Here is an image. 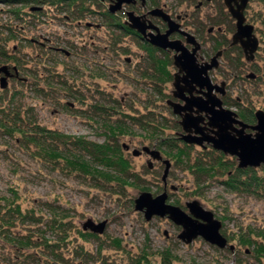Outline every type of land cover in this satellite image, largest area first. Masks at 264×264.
<instances>
[{
  "label": "rangeland",
  "instance_id": "1",
  "mask_svg": "<svg viewBox=\"0 0 264 264\" xmlns=\"http://www.w3.org/2000/svg\"><path fill=\"white\" fill-rule=\"evenodd\" d=\"M197 1L156 0L157 6H163L173 17L187 14L182 26L201 43L199 53L202 61H209L215 53L216 42L225 38L227 40L222 47L228 48L235 26L222 0L205 3L195 10ZM262 2L249 0L245 10L247 22L254 26L259 41L253 63L247 64L243 59L241 69L236 70V50L232 48L229 54L219 58L218 67L209 71L213 83H226L224 98L229 104L225 107L236 113V101H241L244 107L251 106L254 111L264 110ZM81 5L86 10L78 20L73 18L74 11H56L51 7L32 21L26 20L29 19L26 14L23 21H19L8 13L10 6L0 3V31L1 25L8 24L19 37H23L4 45L8 54L21 61L19 77L8 81L7 92L22 91L25 97L19 104L29 108L37 124L55 132L102 142L106 134L103 122L108 120L106 117L112 116L111 120L117 118L129 125L151 118L157 122L159 137L169 136L178 140L177 135L181 132L179 117L173 115L166 105L171 94V81L161 82L136 36L121 35V40L117 41L115 35L118 33L113 32V35L107 26H102L104 17L100 11L107 9V1H101L100 6L93 0H78L75 8ZM149 8L147 6L146 9ZM22 9L23 13L29 11L27 7ZM141 11L146 10L136 8L137 13ZM119 17H125L123 11ZM94 24L100 27L96 28ZM209 26L215 29L208 33ZM217 27L221 31H217ZM61 48L69 51V56L59 53ZM169 68L174 72L173 66ZM255 68L257 81H252L247 74L254 73ZM48 71L60 77L56 79V76L54 80L65 82L70 90L65 91V86L62 89L70 94L53 93L43 97L30 90L35 80L49 78ZM42 84L40 82L39 85L44 87ZM53 87L60 88L55 83ZM96 104L105 109L103 115L95 111L93 106ZM121 112L138 119L126 118ZM150 136L147 130L134 126L131 134L118 138V143L129 144L130 150L123 152L130 163L131 173L140 175L143 185L148 186V191L155 196L163 190L160 177L164 165L155 161L154 170H149L148 155L133 156L130 153L144 145L155 146L156 142H150ZM50 144L59 146L56 142ZM211 149L210 146L202 149L191 145L190 158L201 157L202 151L210 154L208 150ZM38 153L34 145L24 147L0 131V199H13L23 214L28 212L36 219L34 224L17 219L10 229L12 237L29 238L32 248L18 247L0 235V264H132L142 254L150 264H162L161 252L165 250L170 253V264H259L253 257L252 247L239 244V238H255L254 232L264 231V192L232 191L223 184V177H201L186 168V163L176 164L170 159L172 165L167 178L169 201L187 210L184 206L187 201L198 200L204 209L220 220L221 233L235 248L231 251L228 247L219 249L201 237L185 244L177 239L180 228L171 221L158 217L146 221L143 213L134 209L133 200L140 192L136 186H123L114 179L70 172L63 160L49 159L43 154L38 156ZM93 164L103 172L111 171L103 165ZM256 172L264 177L263 171ZM169 185H174L176 190L169 189ZM4 203L0 200L2 212ZM53 217L61 219L64 231L69 234L65 244L49 250L42 243L58 242L60 235L59 228L54 231L49 228ZM88 218L95 222L105 220L106 227L98 238L83 240L77 231ZM78 250L84 254L80 255Z\"/></svg>",
  "mask_w": 264,
  "mask_h": 264
},
{
  "label": "trees",
  "instance_id": "2",
  "mask_svg": "<svg viewBox=\"0 0 264 264\" xmlns=\"http://www.w3.org/2000/svg\"><path fill=\"white\" fill-rule=\"evenodd\" d=\"M93 1L97 5L101 4L100 0ZM0 3L10 6V8L7 10L8 13L13 17V19L19 21H23L24 14H26L29 18L26 20L32 21L35 19V17L38 18V16L40 17L41 15H44L46 9L51 7L56 11H74L75 16L72 17L75 18V20H78V16L82 17V11L86 10L84 9V5L79 6L77 9L75 8V4L78 3V0H0ZM262 3L264 5V0ZM151 4L155 5L157 3L154 0H148L146 6ZM22 7H27L29 11H25L23 13ZM71 7H73L72 10L70 9ZM100 14L104 17L102 20V26H107L113 35H115L113 32L118 33L115 35L117 41L121 40L119 37L121 35H124L125 37L130 35L136 36L134 31L121 23L119 13L110 14L107 10H102L100 11ZM18 24L20 23H17V25ZM1 28L2 30L0 31V38L2 43L0 45V65H6L7 63L12 64L16 66L19 73V66L21 63L20 59L15 55L8 54V50L4 45L11 40L23 39V37H19V35H17L13 31L12 27L8 24L5 26L1 25ZM4 34H6V36H4ZM226 40L227 39L223 38V41L221 40V42H218V46L215 48L224 46V42ZM137 41L141 40L139 39ZM139 44L146 51L148 60H151L156 74H158V77L160 80H162L161 82H169L172 79L169 69V66H171V58L169 53L157 49L148 43H144L143 41H141ZM232 48L233 50H236V56L234 58L236 62L234 67L236 70H240L241 63L244 62L243 54L239 46H230L229 44L228 48L223 51V55H226L227 53L229 54L230 49ZM67 52L68 55L62 52L59 53L69 56L70 53L69 51ZM157 53H159V55H156ZM48 73L49 78L46 77L44 81L35 80L33 85L30 87V90L32 89L36 96L46 97L53 93H58L60 95L63 94V96L70 94L69 92H65L66 90H70L65 82L53 79L56 76V79L60 78L58 75H56V73H52L51 71H48ZM238 73L240 72L238 71ZM253 74L254 77L252 78V81H257V68L254 69ZM52 79L53 81H49ZM40 82L41 84L43 83L42 85H44L45 88L39 85ZM21 83H23V81H21ZM53 83L58 84V87L60 88L53 87ZM63 86H65V91L62 89ZM10 93H8L6 89L0 90V131H2V134L8 135L11 138L17 140L24 147L28 148L31 145H34L39 152L38 156L43 154L49 159L55 158L63 160L66 168L70 170V172H76L77 174L84 176L89 175L91 177H100L105 180L114 179L123 186H136L140 191L149 190L148 186L143 185L144 183L142 181L144 180L140 175L131 173L130 163L123 152V143H118L119 137L131 134L133 127L139 126L141 129L145 131L147 130L149 133H151V136L148 137L150 142H156L154 147L158 149L164 155V157L168 158L170 162L171 160H174L176 164H183L184 162L186 163V168L195 174L200 175L201 177L211 178L221 176L223 177V184L232 191H243L253 194L264 192V177H260L256 172L257 170L264 172V166L239 168L237 166L235 157L224 155L222 152L216 151L214 149L208 150L210 154L202 151L203 153L201 152L200 154L201 157L191 160V145L182 142L179 138L177 140L176 138H170L169 136L159 137L157 134V122H154V120L151 118V120L149 118L137 120L138 118H135L129 113L121 112L124 117L137 120L136 122H132V125H129L117 118L111 120L112 116L106 117L108 120L103 121L104 129L106 130L105 139L102 142H97L87 140L84 137L63 134L41 127L39 124H37L35 117L29 113V108L27 109L26 106L22 105L21 103L19 104L22 98L25 97L22 91L14 90ZM224 104H229L225 98ZM235 105H237V114L242 121L246 123H254V110L251 108V106L244 107V105L241 104V101H236ZM93 107L95 108L96 112H99L100 115L105 113V109L102 105L96 104ZM176 126L179 128L177 123ZM51 142H56L59 144V146H52L50 144ZM93 163H95V165L98 164L105 166L107 169L111 170L109 171L111 174L96 169ZM153 170L154 169H152V171ZM113 172L114 175H112ZM0 200H4L5 202L3 205L4 212L0 210V235H3L10 243L17 245L18 247L21 245L23 248H32L33 244L30 242V240H28L29 238L27 239L26 237L22 238L15 236L12 237L10 236V229L14 227L17 219L21 222L27 221L32 224L36 222V219L28 212L23 214L20 210V207L18 206V203H16V201L13 199L1 197ZM63 226L64 225L61 219L58 220V218L56 219L55 217L51 219L49 228L53 231L56 228H59L60 235L58 237V242L51 240L49 242L44 241L42 243L45 247H48L49 250L55 249L57 246L60 247L61 243L65 244L69 233L68 231H64ZM77 233L83 240H91L92 238L99 237V235L90 231H84L82 228L81 230L78 229ZM253 234H255V238L250 236L240 237L239 244L245 247H252L254 259L259 264H262V261L264 262V231H260L259 233L254 232ZM78 252L80 255L84 254V252L80 250H78ZM161 261L162 264H170L171 256L169 251L165 250L161 252ZM132 264L150 263L148 262L146 255L142 254L136 258Z\"/></svg>",
  "mask_w": 264,
  "mask_h": 264
},
{
  "label": "water",
  "instance_id": "3",
  "mask_svg": "<svg viewBox=\"0 0 264 264\" xmlns=\"http://www.w3.org/2000/svg\"><path fill=\"white\" fill-rule=\"evenodd\" d=\"M141 1L144 3V0ZM134 2L135 0H114L109 5L108 11L114 13L121 8L122 4ZM248 2L249 0H223L235 23V31L231 34V44L239 45L244 60L252 62L259 47V41L254 33V26L246 21L244 15ZM148 14L164 21L166 30L160 32L151 21L145 18V15L137 16L133 12L127 13L126 24L152 46L174 52L173 63L177 72L174 75L173 96L181 98L183 103L168 101V104L173 113L180 116L179 125L182 130L179 135L180 140L201 147L208 144L225 155L235 157L239 168L264 166V111L257 109L254 112L253 125L244 123L237 117L236 112L223 106L221 97L226 93L225 82L213 84L209 78L208 72L218 66L222 51H217L209 61L198 62L200 44L192 34L183 31L180 24L162 8H153ZM174 32L184 36L185 41L170 39V35ZM186 44L191 48H187ZM0 73H2L0 88L4 89L11 72L7 65H1ZM247 77L253 78L254 75L250 73ZM202 113L207 118L206 122ZM122 146L128 149L126 144L123 143ZM141 152L150 157L147 161L149 169L153 167V161H161L164 164L161 180L166 186L170 161L163 159L160 151L155 147L143 146L141 149L132 150L131 154L138 156ZM170 189L176 190V187L171 185ZM167 198L166 190L155 196L150 191H140L133 200L134 209L142 212L146 221L153 216H166L173 224L181 228L177 238L185 244L201 237L219 249L227 246L230 250L234 249V246L228 244L227 239L220 232L222 226L220 220L216 219L211 211L204 209L198 200L187 202L185 206L188 212H186L180 206L167 202ZM81 227L84 231L89 230L101 235L105 230L106 221L95 222L88 218Z\"/></svg>",
  "mask_w": 264,
  "mask_h": 264
},
{
  "label": "flooded vegetation",
  "instance_id": "4",
  "mask_svg": "<svg viewBox=\"0 0 264 264\" xmlns=\"http://www.w3.org/2000/svg\"><path fill=\"white\" fill-rule=\"evenodd\" d=\"M100 1H107L108 2V6H107V11H108V7H109V5L114 1V0H100ZM147 1L148 0H144V3H142V1L141 0H135V2L134 3H130V4H122V6H121V8L119 9V10H117V11H115L114 13H110L109 11H108V13H110V14H117V13H120L121 11H123V13L125 14V17L124 18H122V19H120L121 20V23L123 24V25H125L126 27H128V25L126 24V20H127V13L128 12H133L135 15H137V16H142V15H145V18L147 19V20H149V21H151L159 30H160V32H164L165 30H166V23L164 22V21H162L159 17H156V16H151L150 14H148V12L151 10V9H153V8H162L166 13H168L166 10H165V8L162 6V7H160V6H157V2H156V0H154L157 4H155V5H149V9H146L147 8V6H146V4H147ZM212 1H214V0H211V1H200V0H198L196 3H195V5H194V9L196 10L197 8H199V7H201L202 5H204L205 3H208V2H212ZM222 2H223V0H222ZM200 3V4H199ZM199 5V6H198ZM223 5H224V3H223ZM198 6V7H197ZM247 7V6H246ZM246 7H245V10H246ZM136 8H142V9H145L146 11H141V12H139V13H137L136 12ZM224 9L227 11V13H228V10L226 9V7H225V5H224ZM245 10H244V15H245ZM169 14V13H168ZM229 14V13H228ZM170 15V14H169ZM230 15V14H229ZM171 16V15H170ZM231 17V16H230ZM171 18L172 19H174L176 22H178L179 24H180V28L183 30V31H187L186 29H184L183 28V26H182V22H184L185 21V19L187 18V14H184V15H181V14H178V15H176L175 17H173V16H171ZM232 18V17H231ZM245 18H246V16H245ZM233 19V18H232ZM233 21H234V19H233ZM246 21H247V18H246ZM94 26L96 27V28H98V27H100V25L99 24H94ZM199 26V25H198ZM234 26H235V23H234ZM129 28V27H128ZM130 29V28H129ZM201 29V28H200ZM215 29V27L214 26H209L208 28H207V32L209 33V32H211V31H213ZM132 30V29H131ZM216 30L217 31H221V29H220V27H217L216 28ZM132 31H134V33L136 34V37L137 38H139L141 41H143L144 43H148V42H146L145 41V39H143L142 38V36H140L135 30H132ZM235 31V30H234ZM233 31V32H234ZM187 32H189V31H187ZM190 34H192L191 32H189ZM193 35V34H192ZM194 36V35H193ZM195 37V36H194ZM170 39H180V40H182L183 42L185 41V37L184 36H182L180 33H178V32H174V33H172V35H170V37H169ZM196 38V37H195ZM196 40L199 42V40L196 38ZM221 42V41H220ZM149 44V43H148ZM199 44H200V49H199V51L201 50V43L199 42ZM151 45V44H150ZM216 45L218 46V42H216ZM152 46V45H151ZM216 46V47H217ZM230 46H239V45H232L231 44V41H230ZM153 47H155V46H153ZM186 47L187 48H191V46L190 45H188V44H186ZM222 47V46H221ZM155 48H157V49H160V48H158V47H155ZM215 48V47H214ZM239 48H240V46H239ZM160 50H163V51H165V52H168L169 54H170V58H171V66H173L174 68H175V70H174V72H171V70H170V72H171V75H172V79L170 80L171 81V86H172V89H171V94L170 95H168V97L169 98H167L166 99V105L168 106V107H170V109H171V112L173 113V111H172V108H171V106L168 104V101H173V102H179V103H183V101H181V98H179V97H174L173 96V81H174V75H175V73L177 72V68L175 67V65H174V63H173V55H174V52L173 51H171V50H168V49H160ZM219 50H221L222 51V53H221V56L220 57H222L223 56V51L225 50L223 47L222 48H216L215 49V53L217 52V51H219ZM240 50H241V48H240ZM199 51H198V55H197V60H198V62H200V60L202 61V58H201V55H200V53H199ZM60 52H62V53H64V54H66V55H68V52H65V51H60ZM241 52H242V50H241ZM214 53V54H215ZM213 54V55H214ZM242 54H243V52H242ZM219 57V58H220ZM243 59H244V55H243ZM204 61V60H203ZM202 61V62H203ZM245 61V60H244ZM254 61V60H253ZM253 61L252 62H246L247 64H251V63H253ZM218 62H219V59H218ZM8 67H9V70L11 71V76H9L8 77V79H7V85H8V81L9 80H11V79H17L18 78V70H17V68H16V66H14V65H12V64H9V63H7L6 64ZM219 65V64H218ZM218 67V66H217ZM216 67V68H217ZM14 68L16 69V70H14ZM216 68H213V69H216ZM170 69V68H169ZM250 73H252L253 74V72H250ZM250 73H248V74H250ZM247 74V75H248ZM208 75H209V72H208ZM254 75V74H253ZM179 76H181V74H179ZM209 78H210V76H209ZM211 80V79H210ZM212 82V81H211ZM213 83V82H212ZM213 84H217V83H213ZM226 84V83H225ZM225 89H226V86H225ZM194 93V92H193ZM195 95H199V94H196V93H194ZM184 95V94H183ZM182 95V96H183ZM186 95V94H185ZM226 96V93H225V95L224 96H222L221 97V100H222V103H223V106H225V104H224V97ZM223 98V99H222ZM255 112V111H254ZM237 114V113H236ZM173 115H175L176 117H179V119H180V116L179 115H177V114H174L173 113ZM202 116L204 117V122H206L207 121V118H206V116H205V114L204 113H202ZM237 117L239 118V116H238V114H237ZM240 119V118H239ZM254 119H255V116H254ZM241 120V119H240ZM242 121V120H241ZM244 122V121H243ZM177 123V122H176ZM244 123H246V122H244ZM254 123H255V121H254ZM254 123H246V124H248V125H253ZM178 124H179V120H178ZM201 126H202V124H200ZM180 126V125H179ZM181 128V127H180ZM247 131H250V130H247ZM181 132H182V130H181ZM181 132L179 133V135L181 134ZM179 135H177V137L180 139V137H179ZM183 142V141H182ZM187 144V143H186ZM190 145H193V144H190ZM210 145H208V144H205V147H203V149H205V148H207V147H209ZM211 147V146H210ZM128 149H130V146H128ZM128 149H126V150H128ZM143 152H141L138 156H140L141 154H142ZM147 155V154H146ZM162 158H164L163 156H162ZM155 162V161H154ZM157 162H160L161 164H162V162L161 161H157ZM154 168V164H153V167L151 168V170ZM164 190H166L167 191V189H166V186L164 185V183H163V190L162 191H164ZM167 194H168V192H167ZM167 202H169V203H171L170 201H169V195H168V198H167ZM187 202H189V201H187ZM186 202V203H187ZM185 203V204H186ZM171 204H173V205H176V204H174V203H171ZM185 204H184V206H185ZM181 207V206H180ZM186 207V206H185ZM182 208V207H181ZM186 209L187 210H185L186 212H188V208L186 207ZM156 218V217H158V218H166L167 220H169L166 216L165 217H159V216H153V218ZM151 220V219H150ZM170 221V220H169ZM175 225V224H174ZM176 227H179V226H177V225H175ZM180 228V227H179ZM180 230H181V228H180ZM180 232V231H179ZM178 232V233H179ZM165 233V232H164ZM178 235V234H177ZM177 237V236H176ZM178 239V238H177ZM226 248V247H225ZM235 248V247H234ZM228 249L230 250V248L228 247ZM234 250V249H233ZM231 251V250H230Z\"/></svg>",
  "mask_w": 264,
  "mask_h": 264
}]
</instances>
